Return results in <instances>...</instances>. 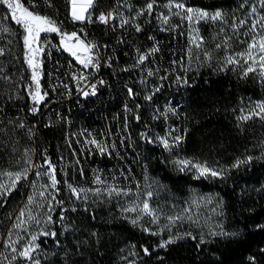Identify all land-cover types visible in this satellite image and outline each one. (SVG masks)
Segmentation results:
<instances>
[{"label":"trees","instance_id":"trees-1","mask_svg":"<svg viewBox=\"0 0 264 264\" xmlns=\"http://www.w3.org/2000/svg\"><path fill=\"white\" fill-rule=\"evenodd\" d=\"M36 1L50 14L63 16L66 12L64 0ZM143 2L147 5L151 0ZM170 2L175 0H156L150 16L154 20L159 11L172 14L171 20L179 21L183 30L176 35L154 31L155 21L146 25L140 20L141 31L133 27L128 33L112 35L105 27L94 26L90 34L109 45V54L115 69L121 72V78L118 79V73H111L109 88L97 99H86L81 106L72 99L46 115L43 111L50 101L47 65L40 53L41 94L46 92L47 95L37 105L29 96L35 84L27 64L28 50L24 45L23 30L11 19L10 10L0 4V49H3V55H0V172L22 170L29 154L36 150L39 165H44L40 168L45 170V157L50 159L59 181L58 192L54 190V193L56 200L62 201V204H55L51 213L54 223L49 225V230L57 235L55 239L41 236L37 241L40 248L33 255L40 264H264V159H256L264 154V120L259 116L240 119L249 115L256 104L264 102V80L258 74V65L257 73H249L245 77L244 69L252 61L246 63L239 55L254 40L258 42L264 37V0H179L195 9L224 14L222 20L197 23L198 36L203 38L199 48L191 43L190 22L175 15L178 11L174 7L169 10L165 6ZM22 3L27 6L26 0ZM105 7V0H101L95 13L104 11ZM253 7L256 8L255 13L252 12ZM145 13L149 15L147 11ZM241 21L245 23L241 24ZM56 25L60 33H68L66 27ZM4 28L9 31L4 32ZM47 34L61 42L60 34ZM151 34L161 40L160 53L156 58L160 69L167 67L171 71L175 59L178 63L181 59L185 60L187 64L185 78L188 83L183 82L179 94L171 95L180 104L185 139L166 151L158 140L163 134L161 125L148 121L153 142L147 143L139 135L140 130L145 129V122H135L131 114L133 140L130 144L127 137L122 151L136 170L140 173L141 169L144 170L141 187L131 189L144 187L148 170L167 187L170 196H177L181 201L196 190L213 195L218 205V216L208 228L197 227L188 221L173 226L158 217L152 222L149 216L140 212L142 198L134 199L133 203L113 194L77 199L63 180V157L69 161L71 178H80L82 169L88 175L92 165L101 164L99 157L90 158L89 153L81 152L70 133L73 128L93 124L97 132H102L108 131L111 126L115 129L117 125L120 132L124 131L121 103L126 100L132 106V112L136 111V107L123 88V83L128 81L123 66L134 59L137 47L150 45ZM118 35L122 38H117ZM257 52L258 49L253 50V55ZM228 57L238 60L239 65L227 64ZM138 76L147 77L145 67H136V77H129V84L136 85ZM147 86L151 89V83ZM153 103L161 105L162 97H155L152 102L146 103L145 111H153L156 108ZM32 107H38L39 111L33 114ZM117 114L121 125L116 123ZM65 117L73 121L71 126ZM21 124L24 126L20 127ZM175 150L177 152L172 153ZM74 151H77L81 164L75 161ZM172 154L177 161L189 160L212 169L230 171L225 179H196L191 166L181 171V165L172 159ZM246 156L254 157L251 164L232 168L238 159ZM114 161L107 159L105 165H99L120 169L119 160ZM120 165L126 168L125 164ZM23 186L20 182L7 198V203L0 207V233L21 201ZM81 189L96 190L88 187ZM131 207H135L136 211H125ZM61 213L63 220L60 219ZM131 219H138V225H133ZM221 232L228 235H219ZM176 237L181 238L161 247L163 242ZM144 248L149 254H145ZM0 264L29 262L22 258L12 260L11 256H7Z\"/></svg>","mask_w":264,"mask_h":264},{"label":"built area","instance_id":"built-area-1","mask_svg":"<svg viewBox=\"0 0 264 264\" xmlns=\"http://www.w3.org/2000/svg\"><path fill=\"white\" fill-rule=\"evenodd\" d=\"M80 2L81 0L77 1V3ZM64 3L66 12L62 16L57 13L50 14L49 12H45L36 0H26L27 6L29 4L35 6L34 9L31 8L32 10L42 16L51 18L56 22V24L66 27L68 29V34L75 32L85 44L96 45L97 51L100 52V63H98L97 68L89 66L87 67V71H80L79 62L76 64H69L68 62H65V54H57L54 36L51 34L42 35L40 44L43 47V52H41V55L47 65V80L50 92V101L43 111L44 115L52 112L54 108L70 102L72 99L76 101L78 106H81V103L86 99H93V95L89 94L85 97L83 92L87 91L91 93L93 85H95L96 91H105L108 89L111 73H118V79L121 78V72L115 69V64L109 54V45L104 44V42L99 41L90 34V31L94 26H103L106 28L107 32L112 35L120 32L128 33L133 30V27L135 28L134 25H139V21L142 20L145 24H150L152 21H155L154 31L158 33H174L176 35V33H182L183 31L182 27L178 23L179 21L175 22L176 20H171L172 14L159 11L154 20L150 15H146V11H144L143 14L138 15V13L146 7L143 0H105V10L100 11L97 14L95 11L99 8L101 0H94L93 7L90 9V22L89 19H85L83 22L74 20L72 18V0H64ZM109 12L113 13L115 19H110L107 24L101 23L98 19L100 13L107 14ZM160 14L169 18V23L167 25L163 24L161 19L158 18ZM123 20H128L129 23L121 26ZM161 29L167 30L162 31ZM117 38L122 37L118 35ZM149 40L150 45L143 48L137 47L135 49L134 59L127 65L123 66L124 71L127 72L126 78L128 80L123 83V88L127 95H136L137 100L139 101V106H142L141 121L145 122L144 141L153 142L152 137L149 135L151 134V129L148 130V121L161 125L163 131H170V144H173L176 136L182 137L181 141H184L185 134L183 132V125L180 117V104H178V101L176 102L178 99L171 97V95H177L183 89V80H178L177 78L186 77L187 64L185 60L182 61L181 59V62L178 63L177 59H175L172 62V66H174V68L171 71H169L167 67L160 69L161 66L157 63L156 58L160 53L161 40L153 34L149 36ZM153 47H157L159 51L147 55L151 52ZM140 54L147 55V59L143 64L138 63V57ZM183 54L185 56L184 50ZM138 65H145L148 73L149 71L152 72V75H149V80H151V90L149 92V96H151V100H141L140 85L129 84V77H136V67ZM125 69H129V71ZM162 77H166V79H161ZM101 81L103 83H101ZM75 82H83V89L81 91H74ZM156 88H159V91H156ZM129 89L132 90L131 94L128 91ZM155 97H162V107L154 108L153 111H145V102L153 101ZM168 108L175 109V114L168 112ZM120 109L123 113V132L122 130L120 132V126L118 127L117 125H115V129L111 126L108 131L97 132L93 127V124L76 129L73 128V130L70 131L82 153H89L90 158L93 156L99 157L102 165H105L107 159L112 161L115 160L114 162L119 160L120 163L119 161L117 163L120 166V169H115L114 166L108 169L105 167L102 168L100 163L92 165L90 162L92 166L89 169L88 175L86 171L82 169L79 176L80 178H75L74 176L71 178L68 171L69 161L63 157L61 159V173L66 187H68V185H72V187L77 189L88 187L99 190H110L112 188L138 189L141 187L144 178V170L141 169V173L139 170H136L132 164L128 162V157L125 158L123 153L124 151H122L126 145L127 137L130 144L133 140L130 120L132 109H126V100L121 103ZM164 113H167V115H164ZM58 116H61V114H58ZM118 117L119 116L117 114L116 123L120 124ZM65 118L69 123V126H71L73 121H71L70 117ZM92 140H95L97 143H91ZM158 140H161V135ZM101 148L104 149L103 152L101 151ZM162 148L164 149L163 146ZM74 159L78 162V164H81V159L77 151H74ZM120 164H125L126 168ZM97 177L103 181L102 184L95 183Z\"/></svg>","mask_w":264,"mask_h":264},{"label":"snow or ice","instance_id":"snow-or-ice-1","mask_svg":"<svg viewBox=\"0 0 264 264\" xmlns=\"http://www.w3.org/2000/svg\"><path fill=\"white\" fill-rule=\"evenodd\" d=\"M156 0H151L149 2L145 9H143L138 15L143 14L144 11H147L149 15L152 14L154 10V4ZM0 4H3L6 6L8 10H10V15L11 19L15 22L17 26L22 28L24 36H23V41L26 49L28 50L27 52V64L29 68L32 70L31 71V79L35 84V88L31 89L29 91V96L31 97V100L34 104H39L41 101H43L47 95V93L41 94V86H40V68H41V62L38 60V56L40 55L41 52H43V47L40 44L41 41V34L42 33H58L61 35V44L64 47V50L69 52L72 56L76 58V60L82 64L84 67H89L92 66L94 68L98 67V63L94 60L92 53V50L96 48L97 46L94 44L87 45L84 43L83 40H80L79 37L75 32L68 34V33H60V28L56 25V22L52 20L51 18L47 16H42L35 12L34 10H30V8L34 9L35 6L29 4L28 6H25L24 3H22V0H0ZM94 0H81L80 3H77V0H72V18L76 21H85V19H89L90 22V16L91 12L89 11L90 8L93 7ZM169 10H171L173 7L176 9H179L181 11H178L174 13L175 15L180 16L182 20H187L189 22H192L195 20L197 23L200 20H211V21H216V20H222L223 18V13L221 11H216L214 13H209L207 11L199 10V9H194L192 7H186L184 3L179 2V0H175V2H170L169 4L165 5ZM252 12H256V8H252ZM183 13V15H181ZM7 18V17H5ZM159 19H161L162 23L167 25L169 23V18L166 16H163V14H160ZM99 21L101 23L107 24L110 19H115V16L113 15L112 12H109L107 14L105 13H100L98 17ZM128 20H123L122 25L128 24ZM245 23V21H241V24ZM136 30L139 32L141 31L140 25L136 24L134 25ZM253 28L256 27L255 24L252 25ZM162 31H165L167 29H161ZM4 32H8L9 29L4 28ZM75 40L76 43H67L66 41H72ZM192 42L195 47L199 48L201 44L203 43V38L202 37H197L193 36ZM219 47V45H218ZM257 55H253V50H257ZM156 51H159L157 47H153L151 52L147 55H150L151 53H154ZM189 54H191V50H189ZM0 55H3V49H0ZM147 55L145 54H140L138 57V63L143 64L144 61L147 59ZM241 59H244L246 63L248 61H252V63H248V66L246 69H244L243 75L246 77L249 73H257V65L259 66V76L261 77L262 80H264V37H262L258 42L253 41L250 45L249 48L244 52L239 54ZM227 64L232 65H239V61L234 59L233 57H228ZM128 70V69H125ZM148 75H152V72L149 71ZM161 79H166V77H162ZM178 80H183L185 84L188 83L187 79L184 77H178ZM101 83H103L101 81ZM129 93H132V90H128ZM156 91H159V88H156ZM89 94L91 95H96V89L95 85L92 86V91L91 93L85 91L83 92V95L87 97ZM146 99L151 100V96L146 97ZM39 111L38 107H32L31 112L35 114L36 112ZM168 112H172L175 114V109L168 108ZM164 115H167V113H164ZM253 116H259L262 120H264V102L258 103L254 106V109L249 112V115L247 116H242L240 119L242 120H248ZM136 119H139L137 116ZM24 125L21 124L20 127H23ZM144 135V134H142ZM182 140V137L176 136L174 138L173 144H170L167 139H161L160 143L166 150H171L173 146H177L178 143ZM151 142V141H150ZM91 143L96 144L97 142L95 140H92ZM103 148H101V151L103 152ZM254 157L252 156H246L244 159H238L233 165L232 168H239L241 165H246V164H251L253 161ZM256 159H264V154H262L261 157H256ZM179 165H181L180 170L184 171L185 167L191 166V169L194 170L196 176V179H199L201 177L208 179V178H220V179H225L226 174L230 171V169H212L209 168L207 165H202L199 163H192L189 160H181L177 161ZM26 164L28 165L27 167L23 168L21 171H16V172H0V176L5 177L6 179L3 181H0V207H2L5 203H7V198L12 194L13 191L16 190L17 185L22 181V180H27L29 173L32 171L33 168H38V167H44V165H36L33 163V161L29 158L26 161ZM45 164H46V169L43 173L36 171L35 176L39 178L40 176H47L50 183H46L44 185H41V188H43V191H39L38 195L43 198L48 200V208L47 212L51 213L52 212V201H55L56 204H62V201L56 200V196L49 192L46 195L47 189L51 188L58 192L57 185L59 181L56 179V169L52 165L50 159L45 157ZM96 184H102L103 181L100 180L99 177L96 178L95 180ZM32 187H35L33 184ZM68 188L70 191L73 193V195L77 199H81V193L85 192L86 190L84 189H77L75 187H72V185H68ZM87 191H92L91 189ZM112 193H115L117 196L119 195H129L131 194L130 191H125L123 189H117V188H112L109 191V194L111 195ZM95 194L99 195L100 190L96 189ZM148 198L152 197V193L148 192L147 193ZM83 199H87V196H84ZM36 203V195H30L27 198V203L25 205V208L22 209L19 213V217L17 218V221L15 223V228H21L23 224L25 223V220L22 219L27 216L28 220L35 221L37 225L41 223L37 217L31 215V208L30 206ZM75 211V209H72ZM87 210V209H85ZM126 212H135L136 208L131 207L125 210ZM140 212L149 216L152 220V222H155L157 220L155 211L151 209L150 204L148 200L143 201V206L140 208ZM127 218V217H125ZM184 217L181 216H176V217H169V220L171 223H175L176 220L178 219H183ZM191 218V217H189ZM60 219L63 220V213H61ZM130 222L133 225H138V219H131ZM45 225L54 223L52 220L51 215H47L46 219L43 221ZM26 230V229H25ZM145 231H149L148 229H145ZM152 235H156L158 233H151ZM56 232L51 231V230H45V229H38L36 232L31 233L30 235V241L27 242L22 250L18 249L15 247L13 244H9L8 247L11 249L13 253H16V256L12 257V260H15L17 258H22L26 261L29 262V264H40L39 259H37L33 254L37 252V250L40 248V245L37 243L39 238L41 236L48 237L51 236L53 239L56 237ZM190 235V233L188 234ZM219 235H228V233L221 232ZM235 235V234H232ZM181 237H176L173 239H169L161 244V247H166L167 244H171L174 242V239H179ZM195 239V237H193ZM15 243H19V238ZM143 251L145 254L148 253V249L144 248Z\"/></svg>","mask_w":264,"mask_h":264},{"label":"rangeland","instance_id":"rangeland-1","mask_svg":"<svg viewBox=\"0 0 264 264\" xmlns=\"http://www.w3.org/2000/svg\"><path fill=\"white\" fill-rule=\"evenodd\" d=\"M186 7H189L185 5ZM176 10V8H174ZM195 9V8H194ZM200 10V9H199ZM177 11H181L177 9ZM211 13V12H209ZM183 15V13H181ZM207 21V20H200ZM197 22L193 20L190 22V32H191V43L193 36H198L196 30ZM75 41V40H72ZM72 41H66L67 43H72ZM93 55V53H91ZM94 57V55H93ZM177 151H173L172 153H176ZM175 154H172V159L177 162L175 159ZM31 159L34 164L39 165L37 151L33 150L31 154H29L28 159ZM27 159V160H28ZM28 165L25 164V167ZM21 171V170H19ZM36 171L43 173L45 170L38 168H33L32 171L28 175L27 180H22L24 186L21 189V201L19 202L16 210L9 215V220L4 228V231L0 233V261L4 260L7 256H16V253H13L11 249L8 247L9 244H13L18 249L22 250L23 246L30 241V235L33 232H36L38 229L49 230V225H45L43 221L46 219L47 215H51V213L47 212L48 208V200L41 198L38 193L39 191H43L41 185L46 183H50L47 176H40L37 178L35 176ZM7 172V171H6ZM16 172V171H11ZM6 178L0 176V181L5 180ZM35 187H32V185ZM85 192L81 193V196H89V195H97L95 194V190L87 191L89 189H84ZM110 190H100V194H109ZM125 191H130L129 195H119L117 196L115 193L113 195L117 196L120 199L127 200L128 203H133L132 201L136 198H142L144 200H148L150 207L155 211L156 217L161 220H166L171 223L169 217L181 216L183 219H178L175 221L173 226H177V223H181L184 221H188L194 224L197 227L208 228V226H212L216 222V218L218 216L217 211V202L213 195L211 194H202L200 192L193 191L187 199L181 201V198L175 197L174 195L168 194L167 187L160 182L158 179L154 178L150 172L147 170L145 179H144V187L140 190L126 189ZM54 193V190L51 188L47 189V193ZM151 192L152 197L148 198L147 193ZM36 195V203L31 205V215L37 217L41 221L39 225L35 223V221L28 220L27 216L22 218L25 220V223L21 228H15V223L17 218L19 217V213L22 209L25 208L27 203V198L30 195ZM111 194V195H112ZM73 195V193H72ZM167 196V197H166ZM171 197V198H169ZM168 198V199H167ZM56 202L52 201V209H54ZM191 217V218H189ZM26 229V230H25ZM19 238V243H15Z\"/></svg>","mask_w":264,"mask_h":264},{"label":"bare ground","instance_id":"bare-ground-1","mask_svg":"<svg viewBox=\"0 0 264 264\" xmlns=\"http://www.w3.org/2000/svg\"><path fill=\"white\" fill-rule=\"evenodd\" d=\"M54 43L56 46L57 54H65V59H67V62L69 64H76L77 63V61H75V59L69 54V52L64 50V47L61 44V42L59 40H57L55 37H54ZM92 53L94 55V60L96 61V63H100V52L97 51L96 48H94L92 50ZM138 66L146 68L145 65H138ZM80 71H87V68L84 67L82 64H80ZM146 74H147L146 78H145V76L144 77L138 76L137 82H136V85H140V95H141L140 99L141 100H148V99H146V97L149 96V92L151 90L150 87L147 86L151 83L149 80V75H148L147 69H146ZM82 89H83V82H75L74 83V91H81ZM102 92L103 91H96V95H93V99H97L101 95ZM128 98L135 104L136 111H133L132 114L134 115L135 122L138 123L141 120L140 113L142 111V106H139V101L137 100L136 95H128ZM150 102H152V101H146L145 104L150 103ZM153 105H155L156 108L162 107V104L158 105L156 103H153ZM131 107H132L131 105L126 103V109H131ZM137 116L139 117V119H136ZM142 134H144V135H142ZM151 134H152V131H151ZM139 135L141 136L142 140L144 141L145 129L140 130ZM161 139H167L168 142L170 143L171 142L170 131H163V134L161 135ZM146 142L152 143L150 141H146Z\"/></svg>","mask_w":264,"mask_h":264},{"label":"flooded vegetation","instance_id":"flooded-vegetation-1","mask_svg":"<svg viewBox=\"0 0 264 264\" xmlns=\"http://www.w3.org/2000/svg\"><path fill=\"white\" fill-rule=\"evenodd\" d=\"M72 43H76V41H72Z\"/></svg>","mask_w":264,"mask_h":264},{"label":"water","instance_id":"water-1","mask_svg":"<svg viewBox=\"0 0 264 264\" xmlns=\"http://www.w3.org/2000/svg\"><path fill=\"white\" fill-rule=\"evenodd\" d=\"M77 1H79V0H77ZM91 9V8H90ZM90 9H89V11H90Z\"/></svg>","mask_w":264,"mask_h":264}]
</instances>
